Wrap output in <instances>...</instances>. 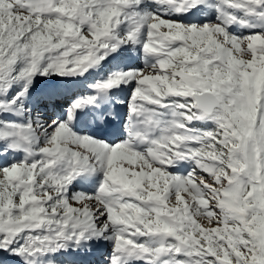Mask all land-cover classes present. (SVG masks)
Segmentation results:
<instances>
[{
    "label": "snow or ice",
    "instance_id": "obj_1",
    "mask_svg": "<svg viewBox=\"0 0 264 264\" xmlns=\"http://www.w3.org/2000/svg\"><path fill=\"white\" fill-rule=\"evenodd\" d=\"M0 264H264V0H0Z\"/></svg>",
    "mask_w": 264,
    "mask_h": 264
}]
</instances>
